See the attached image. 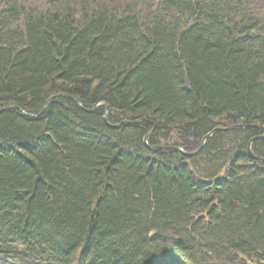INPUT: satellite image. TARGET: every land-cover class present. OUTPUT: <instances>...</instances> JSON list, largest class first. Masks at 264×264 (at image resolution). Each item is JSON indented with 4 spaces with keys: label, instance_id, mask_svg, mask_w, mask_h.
Masks as SVG:
<instances>
[{
    "label": "trees",
    "instance_id": "obj_1",
    "mask_svg": "<svg viewBox=\"0 0 264 264\" xmlns=\"http://www.w3.org/2000/svg\"><path fill=\"white\" fill-rule=\"evenodd\" d=\"M7 105L0 264L264 262V0H0Z\"/></svg>",
    "mask_w": 264,
    "mask_h": 264
},
{
    "label": "rangeland",
    "instance_id": "obj_2",
    "mask_svg": "<svg viewBox=\"0 0 264 264\" xmlns=\"http://www.w3.org/2000/svg\"><path fill=\"white\" fill-rule=\"evenodd\" d=\"M17 50V49H16ZM18 51V50H17ZM98 107V105L97 106H95L94 107V110L96 109ZM106 112H107V110H105L104 111V118H105V116H106ZM107 115H108V113H107ZM125 122H132L133 124H138V123H147V124H151V123H149L147 120H145V119H135V120H126ZM154 130H155V127H154V124H151V128L149 129V131L146 133V135H145V137H144V139H143V141H147L146 139H147V137L149 136V135H151L153 132H154ZM172 134H173V137H174V139H172L171 141H169V139H167V141H164V142H161V143H159L160 145H163V146H171V145H174L175 147H177V149H182V146H181V144H179V145H175V142H176V140H178V139H176V132H175V130H173L172 132H171ZM146 138V139H145ZM176 151V150H175ZM192 150H189V151H187L188 153H183V154H185V156H187V157H191V154H190V152H191ZM179 152V151H178ZM187 205H190V202H188L187 203ZM170 212H171V209H170ZM169 215H170V213H169ZM160 217V216H159ZM159 217H157V219L159 218ZM160 219L161 220H166V217H165V214L162 212V214H161V217H160ZM168 219H170L169 217H168ZM171 220V219H170ZM183 220V219H182ZM182 220H178L179 222H180V224L182 223ZM199 228L197 227V236L198 237H201L202 236V234L204 233V232H201V230H198ZM201 232V233H200ZM169 257H171L172 255H170V254H168V253H166ZM251 260L252 259H248L247 260V262L246 263H249L250 262V264H257L256 263V260H253L252 262H251ZM258 264H264V262L263 263H260V262H258Z\"/></svg>",
    "mask_w": 264,
    "mask_h": 264
},
{
    "label": "water",
    "instance_id": "obj_3",
    "mask_svg": "<svg viewBox=\"0 0 264 264\" xmlns=\"http://www.w3.org/2000/svg\"><path fill=\"white\" fill-rule=\"evenodd\" d=\"M51 97H53V96H51ZM51 97L48 98V99L45 101L42 110H43V109L47 106V104L50 102ZM74 100H75V99H74ZM7 107H12V106H11V105H7V106H5V107H3V108H0V112H1L3 109L7 108ZM42 110H41V111H42ZM41 111H40V112H41ZM40 112H39V113H40ZM39 113H38V114H35V115H33V114H28V115L31 116V117H35L36 115H39ZM104 119H105L106 123L109 125V123H108V121H107V112H106V116H105ZM148 122H149V121H148ZM151 124H152V123H151ZM117 125H118V124H117ZM250 126H252V125H248V124H234V125H231V126H228V127H216V128H214L213 130H211V132H209L208 134H206L205 136H203L199 148L202 146V143H203L204 140L207 138V136L210 135L211 133H213V132L216 131V130H228V129H233V128H236V127H250ZM257 127L260 128V130L263 132V134H262L261 136L256 137V138H251V139H250V141H249V143H248V151H249L250 153H251V151H250V145H251V143L253 142V140H254V139H259V138H263V137H264V127H260V126H257ZM145 139H146V138H145ZM185 143L187 144V142H185ZM154 147L162 148L163 146H154ZM178 150H179V149H178ZM254 157H255L257 160L264 162V158H259V157H256V156H254ZM180 241H181V240H180Z\"/></svg>",
    "mask_w": 264,
    "mask_h": 264
},
{
    "label": "bare ground",
    "instance_id": "obj_4",
    "mask_svg": "<svg viewBox=\"0 0 264 264\" xmlns=\"http://www.w3.org/2000/svg\"><path fill=\"white\" fill-rule=\"evenodd\" d=\"M163 261H165V260H163ZM87 264H93V262H87Z\"/></svg>",
    "mask_w": 264,
    "mask_h": 264
}]
</instances>
